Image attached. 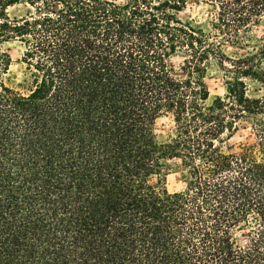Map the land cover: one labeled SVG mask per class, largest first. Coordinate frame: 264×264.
Wrapping results in <instances>:
<instances>
[{"label": "trees", "instance_id": "16d2710c", "mask_svg": "<svg viewBox=\"0 0 264 264\" xmlns=\"http://www.w3.org/2000/svg\"><path fill=\"white\" fill-rule=\"evenodd\" d=\"M191 2L209 29L179 17ZM263 21L264 0H0V264H264Z\"/></svg>", "mask_w": 264, "mask_h": 264}, {"label": "rangeland", "instance_id": "374dc122", "mask_svg": "<svg viewBox=\"0 0 264 264\" xmlns=\"http://www.w3.org/2000/svg\"><path fill=\"white\" fill-rule=\"evenodd\" d=\"M10 13L12 16H20L24 13V11L20 9H11ZM179 17L185 23H190L192 26L209 29L211 27L210 21L213 18V14L208 5L191 2L182 12L179 13ZM253 34L257 38H264V21L261 25L254 28ZM4 47L12 56L10 69L4 78L6 85L14 89L21 90L22 92H27L24 87L27 85V83L31 82V73L27 65L22 61L24 46L19 42H11L6 44ZM225 49L226 52L231 56L242 55L246 53L244 50L228 46ZM182 58L183 55L180 53L177 57V60L180 61ZM259 62L264 65V55L260 56ZM206 80L211 93L209 99L210 102H212L218 96L225 95L226 86L224 83V72L222 70L218 68L213 69ZM248 90L253 96L259 95L261 94V85L253 81H248ZM155 127L158 142L165 143L172 134L174 127L173 118L170 115L160 117L157 119ZM250 132V121H243L241 123L239 132L231 140L225 143V147L235 149L240 142L247 141ZM165 162L173 166L179 164V161L176 159ZM172 171L174 172L169 173L167 177L168 188L171 191L180 190L185 184V173L180 171L175 172V169ZM150 181L155 182L156 177H151Z\"/></svg>", "mask_w": 264, "mask_h": 264}]
</instances>
